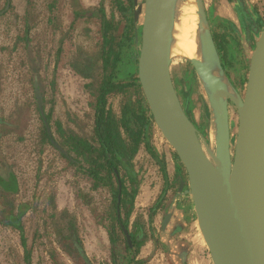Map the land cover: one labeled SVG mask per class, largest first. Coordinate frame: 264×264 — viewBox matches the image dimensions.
Segmentation results:
<instances>
[{"label": "flooded vegetation", "instance_id": "obj_1", "mask_svg": "<svg viewBox=\"0 0 264 264\" xmlns=\"http://www.w3.org/2000/svg\"><path fill=\"white\" fill-rule=\"evenodd\" d=\"M203 1L206 6V0ZM244 1L226 0L228 4L233 3L234 6ZM104 2H107L111 8L110 0H100L95 6L85 5L84 0H43L42 3L39 0H23L22 7L18 10L15 0H0V264H151L156 257L155 252L160 251L166 259H169L167 243H163L157 235L156 216L158 212L162 213L164 209L166 211L170 209L172 212L167 211L163 222L165 225L172 218L177 204L184 208L185 204H189L194 209L191 198L184 194L185 190L179 194L182 181L185 183V189H188V176L184 167L180 163L179 167L183 170L184 176L181 170H175L173 177L170 176L163 162L164 156L150 143L158 155L157 158L152 157L153 161L160 165L164 187L159 195L153 198L151 205L144 209V223L133 222L130 225L135 206L137 208V197L143 186H146L142 178V173L146 170L142 171L140 167L139 172L136 171V159L140 152L133 160L134 172L140 181L139 192L133 202L132 213L127 217L129 198L124 196L120 188V183L122 187L125 180L126 189L128 191L130 189V180L126 171L122 170L117 177L119 193L115 205L114 192L110 193L107 188H98V153L93 155V171L90 177L83 157L73 151L74 139L88 142L87 129L89 125H91L90 129H94L95 121V110L90 106L93 98L89 84L95 79L97 67L92 58H86L92 65L85 63L81 54L83 17L91 21L89 27L96 33L97 20L104 14L100 9L102 7L105 9V16L108 18L112 14V9H109L110 15H108ZM63 8L69 11L65 14L67 18L65 21ZM233 9L236 14L237 9ZM247 9L249 10L246 7ZM256 9L260 23L261 10L258 5ZM82 10H85V13H82ZM206 12L209 15L207 7ZM209 22L222 65L229 76L227 68L233 65L230 48L231 39L236 33L235 25L226 20L219 26L222 31L217 32L213 29L210 19ZM39 25L43 29L41 38L35 33ZM249 28L251 29V26ZM220 45L223 46L221 51L218 47ZM69 50L70 54L67 58L66 54ZM84 63L91 69L83 68ZM50 66H53L52 77L48 73ZM18 70L19 75L16 72ZM67 70L72 77L89 82L88 109L91 112H86L85 116L87 119L91 116V124H84L72 107H67L65 110L68 115L66 120L62 115H57V104L62 91L58 77ZM80 71H83V74ZM11 72H16L14 79ZM172 80L184 110L194 122L188 107L191 91L184 89L180 91L173 73ZM13 83L16 90H7ZM37 94L42 99V110ZM36 117L37 127H35ZM44 130L49 141L45 139L43 152L40 155L36 154L42 160L47 156L50 148L58 155L61 167L60 170L53 172L40 170L37 171V175L44 172L39 177L47 176V183H51L57 175L62 174L65 185L69 184L68 187H71L69 200L73 202L71 203L73 208L68 205L61 207L57 201V181H54L55 188L52 190L54 193L47 201L43 199L47 194V188L44 186L41 187L42 201L39 204H34L33 192H30L31 195L27 200L23 199L27 180L23 184L19 177L20 160L24 158L33 160L36 146L42 137L45 138ZM91 132L93 135L94 132ZM91 144L94 148L97 147L94 137L91 138ZM142 149L145 150V147ZM174 156L176 158L175 152ZM27 174L31 179L33 172ZM30 181H33V178ZM83 185L89 186V191ZM106 190L110 195V208L109 210L104 208L105 211L101 210L100 213L97 196L99 191ZM183 198L185 200L182 202ZM114 210L117 212V223L114 219ZM35 213L40 215L38 220L33 219ZM169 214L171 218L168 217ZM80 215L91 221L90 225L94 228L89 225L90 227L83 230V224L79 222ZM115 224L122 229L123 237L119 236L117 227L113 228ZM123 227L128 231L131 243ZM100 229L103 231L101 243L104 242L106 244L104 248L107 247L106 251H103L105 255V259H102L103 263L98 262L97 251L93 254L94 248H98ZM132 236L142 243L139 249L136 248ZM147 244H150V251L143 254L142 249ZM152 254L154 255L151 260ZM186 259L187 255L184 253L181 260Z\"/></svg>", "mask_w": 264, "mask_h": 264}, {"label": "water", "instance_id": "obj_2", "mask_svg": "<svg viewBox=\"0 0 264 264\" xmlns=\"http://www.w3.org/2000/svg\"><path fill=\"white\" fill-rule=\"evenodd\" d=\"M133 1L140 85L156 127L186 171L188 189L182 181L179 194L185 190L192 200L211 261L264 264V21L254 10L245 13V2L236 6L243 33L247 37L251 26L255 39L248 40L240 93L222 65L204 1L195 0L201 56L186 61L206 96L212 145L187 115L172 80L171 35L181 0Z\"/></svg>", "mask_w": 264, "mask_h": 264}, {"label": "trees", "instance_id": "obj_3", "mask_svg": "<svg viewBox=\"0 0 264 264\" xmlns=\"http://www.w3.org/2000/svg\"><path fill=\"white\" fill-rule=\"evenodd\" d=\"M110 1L111 17L105 16L103 7L100 9L104 14L97 20L96 33L89 27L91 21L83 17L82 35L85 38L83 44H86L81 47L82 57L86 61L83 62L90 65L86 58H92L97 67L95 79L89 84L93 98L90 106L95 110V121L94 129L89 130L88 142L74 139L73 151L83 157L90 177L93 171L92 158L94 153H98V188H107L110 193L114 192L115 205L119 193L117 177L122 170L126 171L130 180V189L129 191L126 189L125 180L121 188L124 196L129 198L128 217L132 213L133 202L140 186L138 176L134 172L133 160L143 147L151 152L153 157L157 158L158 155L150 144L151 132L155 124L138 78L134 2L133 0ZM81 12L85 13V10ZM232 40L235 42V39ZM218 47L220 51L223 50V46ZM85 63L83 68L91 69ZM80 72L83 74V71ZM118 97L120 109L116 112L110 100ZM91 131L95 135H92ZM44 135L45 138L42 137L39 143L40 153L45 146L44 140L49 141L45 130ZM92 137L97 143L96 148L91 144ZM176 159L178 160L177 155ZM116 214L114 210L115 223L118 221ZM116 227L119 229V236L123 237L122 229L116 224L113 225V228ZM132 238L136 248L139 249L142 243H139L135 237Z\"/></svg>", "mask_w": 264, "mask_h": 264}, {"label": "rangeland", "instance_id": "obj_4", "mask_svg": "<svg viewBox=\"0 0 264 264\" xmlns=\"http://www.w3.org/2000/svg\"><path fill=\"white\" fill-rule=\"evenodd\" d=\"M39 1H40V3H42L43 0H39ZM99 2H100V0H84L85 5H91L92 4V6H95ZM244 2H245V4H244L245 8L243 11H245V13L249 14V12H252L254 10V12L258 16V19H259V14H258L256 7H257V5L259 6V9L261 10L260 18L262 19V22H263L264 21V0H252V1L245 0ZM15 3L17 5L16 8L18 10H20L22 7V4H23V0H15ZM104 4L107 7L106 10L108 9L107 10L108 15H110L109 9L111 10V8L107 4V2L106 3L104 2ZM237 5H239V4L237 3L234 6L233 3H231V5H230L226 2V0H206V7H207V10L209 12L208 16H209L210 21L212 22V26H213V29H215V31L221 32L222 30L220 29L219 26L221 25V23H224L226 20L232 22L233 25H235L236 33H235V36L232 37L233 39H235V42L231 39L232 44H231V48H230V50H231V57L230 58H231L233 65H232V67H228L227 70H228L229 77H230L231 81L237 87L239 92L242 93L243 88H244V77L246 76V70L248 69L246 51L249 47H247V44L249 42H250L249 44H253L255 39L252 38V36L250 35L252 27L250 29L249 28L250 26H247V28L245 30V33H247V37L243 33L242 23L238 17V13L235 14L233 12V10H234L233 8L236 9ZM246 7L249 8V10L248 9L246 10ZM63 10H64V8L62 9V11ZM63 12H64L63 16L65 17V18L64 17L63 18L65 21V19H67L65 14H68L69 11H68V9H65ZM248 29H249V31H248ZM35 33L40 38L43 36V29H42L41 25H39V27L37 28ZM80 40L82 42H85V38L83 36H81ZM248 40H250V41L248 42ZM82 45L85 46L86 44L85 45L82 44ZM69 54H70V50L66 54L67 58H68ZM52 70H53V66H50L48 69V73L50 74V77H52ZM16 72H17V75H19V70ZM16 72H11L13 74L12 75L13 79H14ZM172 73L177 80L178 88L180 91H182L183 89L191 91L190 103L188 104L191 116L193 118L194 124L196 125L197 129L201 132V134L204 136L206 141L209 142V140H210L209 137H210V134L212 132L211 124H210V117H209V109L207 106L206 97L204 98V96H203L204 92H203L201 83L199 82L197 76L193 72V68H192L191 64L188 61H186L185 59H177L174 61L173 65H172ZM58 79L61 81V85H62L61 90L62 91L60 92V95H59L60 98H59V102L57 104V110H56L57 115H62L64 120H66V118H68V115L66 114L65 110L67 109V107H72L73 109H75V112L77 113V115H79V117L82 118L84 124H86V123L91 124V118L88 117V119H87L85 116L86 112L87 113L91 112V111H89L90 109H88L89 91L87 88V84L89 82L85 79L83 80V79L77 78L75 76L72 77L70 75V71H68V70L64 71V73H62V75L59 76ZM11 89L16 90L14 83L12 85H9L7 88V90H11ZM110 104L113 106V109L116 112H118L120 109V98L118 97V98H114V99L110 100ZM231 111L234 112L233 118H236L237 117V116H235L236 110H235L233 105L231 106ZM35 122H36L35 127H37V123H38L37 117L35 118ZM234 122H236V121H234ZM90 128H91V125H89L87 130L88 131L91 130ZM150 143L152 145H154L159 150V152H161V154L164 156L163 162L167 166V169H168V157L167 156L168 155H169V157H170V155L174 156V152H173V149L170 147V145L167 143V141L164 139V137L162 136V134L160 133V131L158 130L157 127H154V129L151 132ZM36 148L37 149H36V152H35V155H34V158L32 161H31V159H26V158H24V160H20L21 166L19 168V170H20L19 171V177L22 180L23 184H25V180H27L26 191L24 193L23 199L27 200L29 195H31L30 192H33L34 193V204H36V203L39 204L42 201V196H41L42 189H41V187L44 186L47 188V194H46V197L43 199H44V201H47L49 196L52 193H54V191H52V190L55 188L54 184L57 181L58 182L56 185L57 193H58L57 201L59 202L61 207L68 205V206L73 208V206H72L73 202L69 200L71 187L70 188L68 187L69 184L65 185V182H64L65 178L63 177L62 174L57 175L55 180H54L55 182L53 181L51 183H47V176H45L44 178L39 177L44 172L40 173V175H37V171H40V170L41 171L50 170L51 172L60 170L61 165H60L58 155L49 148L47 151V154H46L47 156H45V158H42V160H41V158L38 156V155H40V150H41L39 144H38V146H36ZM25 152H24V154H25ZM19 153H21V151H19ZM20 157L21 156H19V159H20ZM136 161H137L136 171L139 172L140 167H141L142 171H145V170L147 171V173H146V171H145V173H142L143 181H145V183H146V190L156 191L157 194L159 195L162 187H164V180H162L163 177L160 175V165H158L157 163H155L153 161V157H152L151 152L149 153L147 150H144V149H142L140 151V153L137 156ZM178 163L180 165V162H178ZM28 172H33V175L31 177V179L33 178V181H30L31 179H29V176H27ZM181 172H182V174L184 173L183 170H181ZM83 186L85 187V189L87 191H89V189H90L89 186H87V185H83ZM141 193H142V191H140V194ZM140 194H139V196H140ZM97 200H98L97 202H98L99 207H100V209H99L100 213H101V210L102 211H105V209L109 210V208H110V206H109L110 195H109V192L107 190L106 191H99L98 196H97ZM37 211L38 210H36V212ZM42 215L43 214H41V216ZM88 216L90 218V215H88ZM39 217H40V215L35 213V215L33 216V219L38 220ZM141 221L144 223V209H141V208L138 209L135 206L130 225L133 222L139 223ZM79 222L83 224V230L85 228H88L91 226L90 225L91 221H88L85 216L81 217V215H80ZM91 227H93V226H91ZM91 230H92V228H91ZM99 233H100V236H99L100 239L98 242V248H94L95 252L93 254H96V251H97L96 256L99 259L98 262L103 263L102 259H105V257H104L105 255L103 254V251H106L107 247L104 248V246L106 244L104 242L101 243L103 240L102 239L103 231L101 229L99 230ZM93 244L95 245L94 242H93ZM153 255L154 254H152V256L150 258L151 260L153 258Z\"/></svg>", "mask_w": 264, "mask_h": 264}, {"label": "crops", "instance_id": "obj_5", "mask_svg": "<svg viewBox=\"0 0 264 264\" xmlns=\"http://www.w3.org/2000/svg\"><path fill=\"white\" fill-rule=\"evenodd\" d=\"M167 157L168 172L169 174L171 173L170 176L173 177L172 174L175 170L180 171L181 169L178 161H176L173 155H170V157L168 155ZM180 173L181 172H179V174ZM182 176H184V174ZM156 194V191H148L146 190V186H143L142 193L137 199V208H148L154 201ZM184 200L183 198L181 201L183 202ZM167 211L170 212L171 210L168 209ZM167 211L164 209L162 213L158 212L155 219V226L157 228L158 237L163 243H167V255L169 259H166L161 251L155 252L156 257L153 258L151 264H212L208 249H206L207 247H205L206 245L200 234L198 223H195L196 214L193 207L189 204H185L184 208L177 204L172 218L170 217L171 219L163 225L164 219L168 213ZM148 251H150V244H147L146 247L142 249V253L145 254ZM184 253H186L187 259L182 261L181 257Z\"/></svg>", "mask_w": 264, "mask_h": 264}, {"label": "bare ground", "instance_id": "obj_6", "mask_svg": "<svg viewBox=\"0 0 264 264\" xmlns=\"http://www.w3.org/2000/svg\"><path fill=\"white\" fill-rule=\"evenodd\" d=\"M197 24L198 17L195 0H181L178 18L171 35V43L173 46L174 55L173 63L177 59H200L201 55L199 49ZM233 120L237 122V117L233 118ZM236 131L237 129L234 128V132ZM209 138V142L212 141L213 145V131L211 132Z\"/></svg>", "mask_w": 264, "mask_h": 264}]
</instances>
